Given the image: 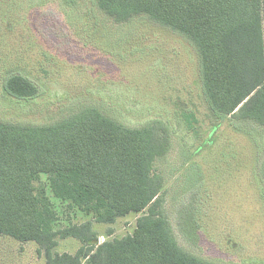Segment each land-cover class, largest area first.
I'll return each mask as SVG.
<instances>
[{
    "label": "rangeland",
    "instance_id": "obj_1",
    "mask_svg": "<svg viewBox=\"0 0 264 264\" xmlns=\"http://www.w3.org/2000/svg\"><path fill=\"white\" fill-rule=\"evenodd\" d=\"M199 67L190 39L144 15L117 22L96 0H0V121L49 125L96 108L127 127L163 126L170 148L154 169L179 246L215 264H264V127L213 117ZM14 73L36 94L8 93ZM46 191L55 229L90 221L99 243L131 234L141 215L97 222ZM81 246L58 238L53 252ZM0 264L46 258L36 242L0 235Z\"/></svg>",
    "mask_w": 264,
    "mask_h": 264
},
{
    "label": "trees",
    "instance_id": "obj_2",
    "mask_svg": "<svg viewBox=\"0 0 264 264\" xmlns=\"http://www.w3.org/2000/svg\"><path fill=\"white\" fill-rule=\"evenodd\" d=\"M96 2L114 21L144 15L186 36L198 54L211 115L264 127V0ZM4 87L17 97L37 92L18 73ZM161 127H127L96 108L49 125L0 121V235L36 242L46 264H215L183 250L165 217V182L154 169L170 148ZM260 176L264 181V159ZM46 186L97 222L141 215L131 234L99 243L90 221L54 228ZM67 237L83 246L75 254L53 252L57 239Z\"/></svg>",
    "mask_w": 264,
    "mask_h": 264
}]
</instances>
